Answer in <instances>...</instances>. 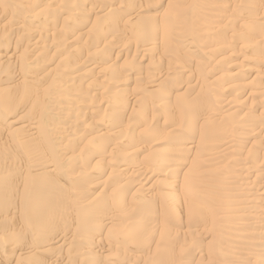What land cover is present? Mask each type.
Segmentation results:
<instances>
[{"label": "rangeland", "instance_id": "obj_1", "mask_svg": "<svg viewBox=\"0 0 264 264\" xmlns=\"http://www.w3.org/2000/svg\"><path fill=\"white\" fill-rule=\"evenodd\" d=\"M40 263L264 264V0H0V264Z\"/></svg>", "mask_w": 264, "mask_h": 264}, {"label": "bare ground", "instance_id": "obj_2", "mask_svg": "<svg viewBox=\"0 0 264 264\" xmlns=\"http://www.w3.org/2000/svg\"><path fill=\"white\" fill-rule=\"evenodd\" d=\"M74 4V3H73ZM75 7V6H74ZM65 14V13H64ZM201 18V17H200ZM123 21V20H122ZM75 34V33H74ZM160 46H161V44H160ZM163 50V49H162ZM167 50V49H166ZM189 60V59H188ZM221 78V77H220ZM238 86V85H237ZM68 87V86H67ZM67 89V88H66ZM154 116V115H153ZM35 126V125H34ZM107 144V143H106ZM108 146V145H107ZM38 160H39V158H38ZM44 163V162H43ZM46 163V162H45ZM24 166V165H23ZM245 215V214H244ZM38 217V216H37ZM36 218V217H35ZM41 224V223H40ZM105 225V224H104ZM40 234V233H39ZM36 238V237H35ZM37 238H38V236H37ZM40 238V237H39ZM41 239V238H40ZM28 243V242H27ZM10 246V245H9ZM15 251V250H14ZM85 257V256H84ZM41 264V263H40Z\"/></svg>", "mask_w": 264, "mask_h": 264}]
</instances>
